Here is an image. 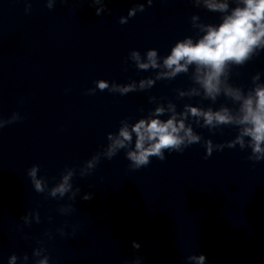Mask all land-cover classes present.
<instances>
[{"label":"clouds","instance_id":"obj_1","mask_svg":"<svg viewBox=\"0 0 264 264\" xmlns=\"http://www.w3.org/2000/svg\"><path fill=\"white\" fill-rule=\"evenodd\" d=\"M153 0H147L151 6ZM236 6L229 12V0H193L199 7L203 6L209 11L224 14L219 25L197 23L199 17L192 16L193 27L203 33L197 40L192 37H185L179 40L171 48L170 54L160 57L156 49H149L142 57L139 51L133 50L129 53L128 59L135 63L139 70L158 69L154 78L141 79L138 83L132 81L128 84H111L106 80L95 82L96 88L89 89L88 94L108 90L121 95L137 90H146L154 86L157 80L173 79L178 74L188 73L190 67L192 80L198 87H192L187 91H178L179 97L200 96L210 99L213 102L223 94L230 98L239 107L236 111L226 106H221L218 110L211 107L207 109L191 104H185L181 112H177L176 105L172 102L158 104L155 109L145 118L139 119L134 124H129L127 120L121 121V126L116 133H108L109 141L102 152H98L91 159L86 161L87 169H94L101 159L111 160L119 150H126V158L131 162L133 169L146 167L150 164L152 157L163 161L165 151L183 152V150L195 143H200L202 137L194 132L190 119L200 127H207L210 130L220 128V126H235L238 128V135L227 144H213L212 140H205L206 157L212 155L213 150H223L225 146L234 148L239 145L241 149L250 147L252 152L249 159L264 160V83H260V73L252 77L254 87L245 93L241 88L232 86L228 80L231 66H242L251 60L254 55L264 49V0H234ZM55 0H47V7L52 9ZM94 4H101L102 8L96 9V14L100 15L104 9V0H93ZM30 9V4L26 11ZM145 5L138 4L129 9L128 15L121 16L119 22L126 24L130 17L136 13L143 12ZM155 97H150V101H155ZM169 113L166 120H161L160 116ZM22 119L19 113H13L7 119H0V129L8 124ZM202 121V123H201ZM133 137H135L134 147ZM245 137L249 138L247 141ZM39 165H33L28 175L31 183L38 193H43L47 188V181L43 177L37 176ZM90 172H82L81 176H86ZM74 176V169H66L61 180L48 190V195L53 198L64 197L72 189L70 181ZM80 189L77 188L76 192ZM75 198V193L70 199ZM92 194H85L84 200H90ZM72 206H62L60 211L68 213L72 211ZM37 223L40 221L39 213H34ZM25 224H31L28 216L21 217ZM63 234V230H60ZM134 248L140 245L133 242ZM45 249H35L33 255L40 257L36 264H49V257L43 255ZM18 257L13 254L9 257L8 264H16ZM28 260L27 255L23 258ZM204 255H190L187 260H194L196 264H205Z\"/></svg>","mask_w":264,"mask_h":264}]
</instances>
